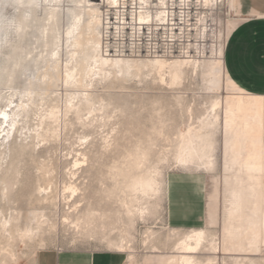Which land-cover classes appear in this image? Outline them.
<instances>
[{
    "label": "rangeland",
    "instance_id": "obj_1",
    "mask_svg": "<svg viewBox=\"0 0 264 264\" xmlns=\"http://www.w3.org/2000/svg\"><path fill=\"white\" fill-rule=\"evenodd\" d=\"M77 1L63 0L51 26L41 7L28 8L20 26L16 1L0 0V264H34L56 249L118 251L125 264H181L182 243L193 232L205 238L195 264H264V172L252 180L245 165L255 153L264 164V102L244 99L227 128L238 91L215 70L216 50L240 19L233 0L193 10L175 57L158 58L169 62L164 81L151 64L157 58L128 52L130 43L113 31L104 51L128 65L122 72L106 66L84 75L83 87L68 88L59 75ZM216 103L219 121L211 125ZM5 112L15 126L1 120ZM179 173L206 179L200 229L169 224L167 185ZM235 193L244 202L232 227Z\"/></svg>",
    "mask_w": 264,
    "mask_h": 264
},
{
    "label": "bare ground",
    "instance_id": "obj_2",
    "mask_svg": "<svg viewBox=\"0 0 264 264\" xmlns=\"http://www.w3.org/2000/svg\"><path fill=\"white\" fill-rule=\"evenodd\" d=\"M15 1L16 3L14 7L18 10V24L20 26L26 24V18L24 14L28 8L37 11V9L41 7L44 11H46L48 16L46 21H48L47 25L49 26L59 22L61 16L59 9L61 3H63V0ZM185 1L189 3L191 0ZM212 1L214 0H192L191 5L194 7H203L205 4H212ZM234 1L235 0H233V2ZM215 2L219 4L221 1L215 0ZM169 8L170 0H102V3H95L94 0H83V2L77 1L75 4L77 13L74 14L69 21V29L65 35L67 49L69 50L67 53L69 54V58L65 62V65H62L61 67L59 76L62 77V86L69 88V86L73 84L74 86L83 87L84 75H100L106 66H117L120 69V72L123 71V65H128L127 61L121 58H111L113 57V55L111 56V49L107 50L106 53L104 51L103 45L105 44L107 45L106 48H111L109 45L110 43L107 41L108 38L115 34V32L116 34H121L120 36L122 37L123 41H128L130 43L129 48L131 49H129L128 52H134L136 49L141 51V46L144 44L145 40H149V38H151V42L145 43L148 49L147 55H152L157 58L156 60L152 61L151 64L158 70V74H160L162 80L164 81V70L169 65V62L158 58L161 57L167 59L173 58L175 56L168 57L159 54L153 55L152 52L156 48L154 38H160V33H162L163 30L167 31L170 28L171 18ZM198 19L199 16L197 17L196 24L198 23ZM171 30H173V28H171ZM126 35H130V38L127 37L128 39L126 38L125 40L124 36ZM224 49L225 47L219 48L216 50L215 54V70L218 74V78H221L225 75ZM56 56V63H58L61 60V55L57 53ZM21 59V53L17 52L15 63L16 67L19 66ZM175 64L179 65L178 62ZM129 68L130 67H128V69ZM62 73H64V75H62ZM78 76H80L79 79L77 78ZM178 79L179 75L178 71H176L172 76V84H175ZM231 84L236 88V91H238V96H236L237 98L233 100V103L229 106L228 111L225 113L226 120L224 123L227 128H231L232 125L235 124L238 118V113L245 105L244 99L260 100L261 102H264V96L257 97L249 95L238 88L233 82H231ZM219 106V103L213 105L212 112H214L216 116H213L215 121L211 122V125H215L219 121V116L216 113ZM10 113L11 112H5L3 114L4 117L1 120L7 122L8 126H10L9 122L11 121V126H15V121L12 120ZM206 137L207 136L203 135L197 136L198 139L200 138L203 140ZM212 165V163L208 164V166ZM245 165L247 173L249 174V178L252 180L254 179V174L264 172L263 156L259 153L249 155ZM75 166H79V163H76ZM256 180L258 184H260V178H257ZM144 184L148 183L146 182ZM69 190H71L72 193L76 192L73 187H70ZM233 198L234 200L232 203V209L228 213L232 227L234 226V222L240 218L242 204L244 202L243 196L238 193H235ZM253 206L255 207L256 204L254 203ZM255 208H257V206ZM9 224L10 222L4 220L2 223V228L6 230ZM204 240L205 238L202 232H193L192 235L186 237V240L182 243V248L180 250L181 252L179 251L181 253L179 259L181 264H195L194 256L200 250ZM176 262L177 259L172 258L168 264H175Z\"/></svg>",
    "mask_w": 264,
    "mask_h": 264
},
{
    "label": "crops",
    "instance_id": "obj_3",
    "mask_svg": "<svg viewBox=\"0 0 264 264\" xmlns=\"http://www.w3.org/2000/svg\"><path fill=\"white\" fill-rule=\"evenodd\" d=\"M240 19L224 49L229 79L249 95L264 96V0H235ZM203 175L179 173L168 180V221L177 229H200L206 222ZM208 222V220H207ZM118 251L56 249L37 255L34 264H125Z\"/></svg>",
    "mask_w": 264,
    "mask_h": 264
},
{
    "label": "built area",
    "instance_id": "obj_4",
    "mask_svg": "<svg viewBox=\"0 0 264 264\" xmlns=\"http://www.w3.org/2000/svg\"><path fill=\"white\" fill-rule=\"evenodd\" d=\"M191 1L188 3L185 0H170L169 13L171 25L169 30H163V32L160 33V38H154L156 48L152 52L153 55L159 54L170 57L175 53L176 47L174 43L178 41L183 33L184 28L190 27L193 25V21H195L193 10H195L197 7L192 6ZM171 28H173V30H171ZM124 38H126V36H124ZM150 39L151 38H149V40H145L144 44L141 46V53H148L145 43L151 42Z\"/></svg>",
    "mask_w": 264,
    "mask_h": 264
}]
</instances>
